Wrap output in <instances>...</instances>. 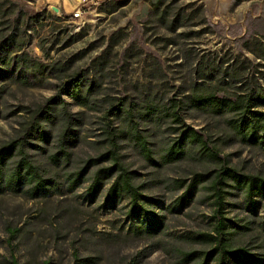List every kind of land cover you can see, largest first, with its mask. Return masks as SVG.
<instances>
[{
	"label": "rangeland",
	"instance_id": "rangeland-1",
	"mask_svg": "<svg viewBox=\"0 0 264 264\" xmlns=\"http://www.w3.org/2000/svg\"><path fill=\"white\" fill-rule=\"evenodd\" d=\"M115 5L114 0H0V49L8 52L9 61L0 60V143L17 133L30 108L60 94L72 111L85 109L83 132L93 141L74 148L76 168L105 149L106 110L118 98L136 108L149 101L168 104L208 79L204 67L214 68L216 78L224 60L245 73L243 91L264 88V0H127ZM80 6L84 16L75 18ZM177 15L183 25L173 31L169 25ZM79 73L98 84L94 107L60 93ZM211 84L220 95L241 91L229 78ZM183 110L186 122L210 133L232 164L264 176V148L234 137L229 115L195 106ZM57 131L49 147L56 144ZM160 138L154 137L156 143ZM125 146L127 161L149 186L154 208L166 215L159 235L134 233L140 218L129 215V196L115 205L107 202L109 184L94 200L86 193L88 182L72 192L64 187L35 198L6 191L0 193V264H13V258L20 264H83L77 254L95 256L94 264H186L179 250L199 244L185 236L211 229L215 206L201 189L189 205L173 211L169 207L182 190L172 181L195 170L211 171L216 163L195 154L155 169L133 141ZM227 200L228 216L239 222L253 219L251 230L237 234L238 243L262 249L264 195L257 197L254 215L245 208L242 190L233 188ZM8 226L19 228L15 238Z\"/></svg>",
	"mask_w": 264,
	"mask_h": 264
},
{
	"label": "trees",
	"instance_id": "trees-1",
	"mask_svg": "<svg viewBox=\"0 0 264 264\" xmlns=\"http://www.w3.org/2000/svg\"><path fill=\"white\" fill-rule=\"evenodd\" d=\"M114 2L118 8L127 0ZM166 11L163 10L162 18L167 15ZM178 20V15L171 20L169 27L173 31L183 25ZM9 45L8 40L5 47ZM7 57L8 52L0 49V60L4 64L9 63ZM223 65L216 78L212 77L216 74L214 68L204 67L208 79L195 83L194 90L184 98L172 97L168 104L149 101L142 108H136L120 98L111 102L106 110V118L110 120L104 123L101 131L105 149L96 156H89L76 168L73 167L74 148L82 141L93 143L88 138L91 134L83 132L85 109L74 112L60 94L50 96L44 104L30 108L29 117L21 122L17 133L0 143V193L10 191L35 198L56 189L62 191L64 187L72 192L88 182L86 193L94 200L109 184L107 202L115 205L121 197L129 196L128 213L140 218L134 224V233L155 237L166 228V215L154 208V201L146 192L149 186L140 181L139 172L126 159L125 145L133 141L155 169L197 154L214 161L217 166L211 171L195 170L188 176L175 177L172 182L182 192L169 208L176 211L189 205L201 189L208 191L215 207L211 229L185 236L187 241L199 246L180 249L181 261L186 264H264V237L259 244L262 249L238 243L237 234L251 230L253 219L239 222L227 215V196L233 188L244 192L245 208L253 215L257 213V197L264 195V176L244 172L232 164L217 140L203 128L187 123L184 115L186 106L208 109L220 116L229 115L227 123L234 137L264 148V88L243 91V85L248 81L245 73L239 67H233L230 60H224ZM227 78L241 91L218 94L211 83ZM97 87L95 81H89L79 73L65 82L60 93L66 92L83 107H94ZM113 119L121 122L116 124ZM143 122L150 126L143 128ZM168 122L176 124L166 126ZM55 127L58 128L57 142L49 147ZM165 131L169 132L167 137ZM156 135H161L160 143L154 140ZM262 229L264 231V226ZM8 231L10 237L15 238L19 228L8 226ZM77 255L83 264L98 261L93 255ZM12 263L20 264L16 258Z\"/></svg>",
	"mask_w": 264,
	"mask_h": 264
},
{
	"label": "built area",
	"instance_id": "built-area-1",
	"mask_svg": "<svg viewBox=\"0 0 264 264\" xmlns=\"http://www.w3.org/2000/svg\"><path fill=\"white\" fill-rule=\"evenodd\" d=\"M84 7L80 6L77 8L76 11H74V17L75 18H82L84 16Z\"/></svg>",
	"mask_w": 264,
	"mask_h": 264
}]
</instances>
